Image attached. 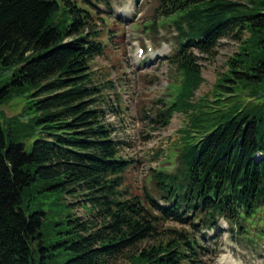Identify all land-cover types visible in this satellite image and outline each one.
Listing matches in <instances>:
<instances>
[{
    "label": "trees",
    "instance_id": "1",
    "mask_svg": "<svg viewBox=\"0 0 264 264\" xmlns=\"http://www.w3.org/2000/svg\"><path fill=\"white\" fill-rule=\"evenodd\" d=\"M158 3L162 20L152 28L176 34L167 61L180 84L154 122L186 118L174 171L149 169L160 199L124 188L139 162L107 119L121 113L107 94L114 83L92 65L106 39L122 46L123 33L104 24L92 0H0V63L14 69L0 105H23L16 131L0 122V264H51L57 251L71 254L64 264H206L211 251L197 232L217 237L222 220L249 242L251 228L264 239V0ZM225 38L237 50L200 95L196 52L213 57ZM17 138H34L30 150ZM36 183L71 197L66 207L90 209L59 224L62 237L48 247V216L25 203Z\"/></svg>",
    "mask_w": 264,
    "mask_h": 264
},
{
    "label": "rangeland",
    "instance_id": "2",
    "mask_svg": "<svg viewBox=\"0 0 264 264\" xmlns=\"http://www.w3.org/2000/svg\"><path fill=\"white\" fill-rule=\"evenodd\" d=\"M92 4L97 8L95 11H100L98 17L104 19L108 28L115 29L119 37L123 33L122 46L106 39V52L96 58L92 65L95 72L114 83L115 90L111 89L107 94L113 102L120 100L121 113L114 115L109 112L107 119L116 128L115 137L131 144L126 154L140 163L137 168L125 173L124 188L138 196L147 188L160 199L149 168L174 171L181 150L179 131L186 123V118L180 114H175L167 127L154 122L158 108L163 107L159 102H171L175 97L172 88L180 84L178 72L167 61L177 50L174 39L176 34L167 25L152 28L156 17H159L156 18L159 22L162 20L161 14L156 11L158 0H92ZM237 45L233 38H225L219 42L213 57L196 52L205 79L198 94L212 90L218 74L225 70L226 62L236 52ZM140 47L144 48L143 54L139 53ZM13 72V68L0 63V87L10 82ZM22 108L23 105L18 101L0 105L1 124L16 131L12 121L21 113ZM16 140L25 142L30 150L34 138ZM46 188L44 184L36 183L30 195L25 197V203L32 212H42L48 216L41 231L44 244L48 247L62 237L57 236L63 229L59 224L82 216L90 212V209L86 205L79 208L66 207L72 203L71 197L64 193L45 191ZM258 215L264 217V209ZM166 225L180 228V225L173 222ZM219 230L217 237L213 231L209 237H204L206 230L197 232V236L202 238L211 251L210 257L205 259L206 264H225V256L227 264H264V239H261L257 229H249L252 232L249 236L251 242L246 240L247 235L241 237L231 232L230 225L225 221L221 222ZM54 254L56 256L51 264H64L71 256L68 252L60 251ZM125 259L119 258L115 264H128Z\"/></svg>",
    "mask_w": 264,
    "mask_h": 264
},
{
    "label": "bare ground",
    "instance_id": "3",
    "mask_svg": "<svg viewBox=\"0 0 264 264\" xmlns=\"http://www.w3.org/2000/svg\"><path fill=\"white\" fill-rule=\"evenodd\" d=\"M223 261L225 262V264H227V257L225 256V257H223ZM234 263V262H233Z\"/></svg>",
    "mask_w": 264,
    "mask_h": 264
}]
</instances>
